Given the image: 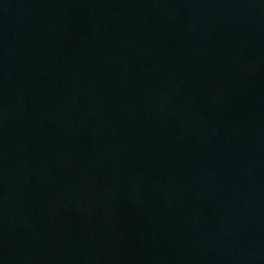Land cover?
<instances>
[{
	"label": "water",
	"instance_id": "water-1",
	"mask_svg": "<svg viewBox=\"0 0 264 264\" xmlns=\"http://www.w3.org/2000/svg\"><path fill=\"white\" fill-rule=\"evenodd\" d=\"M0 264H264V0H0Z\"/></svg>",
	"mask_w": 264,
	"mask_h": 264
}]
</instances>
